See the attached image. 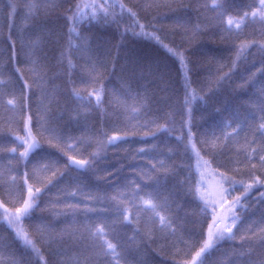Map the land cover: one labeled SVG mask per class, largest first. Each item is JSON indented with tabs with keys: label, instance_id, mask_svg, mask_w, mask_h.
I'll return each mask as SVG.
<instances>
[{
	"label": "trees",
	"instance_id": "trees-1",
	"mask_svg": "<svg viewBox=\"0 0 264 264\" xmlns=\"http://www.w3.org/2000/svg\"><path fill=\"white\" fill-rule=\"evenodd\" d=\"M10 2L21 5L16 9L11 20L8 17ZM25 2L27 0H0V79L5 81L4 84H0V202L9 210V215H14L15 208L22 205L23 199H28L27 185L24 184L25 172L34 175V166L38 165L42 177L51 176L50 172H45L41 162V157L45 153H52L61 161L66 160V157L49 146L45 138L41 141L42 149H37L40 155L32 153L29 157L31 163L25 166V163L19 159L23 145L16 137L26 135L25 126L29 117L31 122L28 126L32 127L34 134L43 116L45 120L51 122L52 127L67 136L78 139L90 138L92 145L87 147L89 153L96 150L95 140L104 138V133L113 135L115 131L127 127L130 134L126 142H119L118 147L109 145L107 151L101 153L98 166L109 170L123 166L122 175L127 176L129 181L135 180L145 192H151V182L143 180L136 171L142 168L147 173L151 168V163L139 152V149L144 147L145 143L156 145L150 155L167 158L172 156L168 148L174 145L176 137L181 132H187L186 124L182 128V123L188 120V110L185 107V75L191 83L190 90H195L197 94V99L189 105L192 108V126L197 133L195 139L198 141L203 138L220 137V147L215 151L217 154H224L220 159L232 161L230 167L235 166V161L242 158L245 136L247 135L249 141L252 140L248 127L243 126L235 139L225 141L223 136L225 132H232V128L228 127L230 122L233 127L238 121L242 123L246 115L256 111L254 106L261 99L264 75L258 71L259 53L256 51L258 44L248 49L250 54L246 53L236 68L229 71L225 66L223 73H228L229 78L219 82L216 80L217 65L210 63V60L215 57L227 65L235 58V47L242 42L260 41L261 34L264 33V22L259 15L254 17L252 9L246 7L253 2L258 5L259 0H219L226 8V13L222 17L223 28L229 29L233 34L231 38L228 32H217V26L221 24L217 14L202 7L205 2L211 6L212 0H158L161 3L186 5L177 9L175 14L186 15L193 22L199 20L210 25L191 44L182 40L183 33L179 26L171 19H164L173 15L167 8L146 11L141 5L151 3L152 0H123L128 7L137 12L140 23L145 24L146 31L150 35H133L132 29L139 31V25L128 14L124 15L119 28L112 22L85 21L82 25H78L77 31L88 38V51L83 54L73 51L70 57L71 66L67 59L62 65L59 61L61 51L67 53L68 50L70 37L66 14L75 0H57V3H62L64 7L52 12L42 21L43 26L56 35L54 40L44 45L40 53L48 66L46 73L40 74L43 76V94L41 88L32 83L37 79V75L31 73L25 64L27 59L25 52L28 49L27 47L21 49V30L28 35L36 32V29L25 20L26 10L22 6ZM245 12H248L247 16L244 15ZM154 16L163 20L155 29L148 26L149 23H154ZM229 16L233 19L231 25L228 24ZM237 22L240 24L239 28L236 27ZM125 29L129 30L122 40L121 34ZM237 33L239 39L235 38ZM9 36L11 40L8 39ZM12 41H15L17 56L15 61L8 62L12 54ZM25 42L27 44V37ZM78 42L72 39L73 45ZM168 48H172L176 53H183L186 68L181 66L179 55L169 52ZM90 60L100 62L106 68L102 80L105 88L103 104L98 110L81 108L77 119L74 118L77 101L73 96V88L79 89L82 95L87 94L86 85L81 83V79L84 76V66ZM15 67L22 69L25 79L32 85L30 89L24 88V82L20 79V74L15 72ZM129 87L133 95L147 97L146 107L139 113L125 114L118 103L123 100H127L129 104L133 103L131 96L127 94ZM87 91L91 89L88 88ZM22 92L25 97L23 100ZM8 100H13L14 105H9ZM92 101L95 104L94 96ZM166 114L168 120L173 123L170 131L157 133L159 139H155L151 134L146 136L145 132H150L146 125H150L153 120L164 123L163 117ZM256 114L259 115L258 112ZM133 127L135 134L131 132ZM13 148H17V151L13 152ZM196 149L211 163V168L202 169L205 177L202 187L204 188L213 184L214 176L220 179L219 173L224 169H217L216 164L212 163V157L205 155L207 148L197 143ZM248 151L250 152L251 149L249 148ZM167 162L174 171L167 174L165 188L161 189V198L168 196V210L161 212V215L166 217V223L169 220L173 222L171 228H165L159 216L145 212L144 209L149 207L146 204L139 205V212L129 205L131 209L129 220L132 223L128 224L125 221L123 225L113 221L111 213L108 212L85 214L84 205L91 202L85 201L83 197L77 198L82 203L76 209H68L63 205L53 207L52 201L57 199L54 195L56 189H53L52 194L43 196L40 208L30 220L22 218L14 227L9 226L4 219V208H0V264H12L14 260L21 261L31 256L30 250L25 249L22 241L17 237L18 230L40 241L36 233L37 225H49L57 232L72 233L76 229L82 230V226L86 223H95L97 218L103 221L99 226L107 225L105 238L117 245L116 254L100 256L98 264H125V262L126 264H185L186 260L190 261L191 256L194 255L191 241L199 239L201 235L200 221L203 215L198 207V205L203 206V201L188 191L189 186L200 179V173L197 172V158L194 152H190L188 156L180 153L172 156ZM160 175L165 174L160 173ZM110 179L112 178H106V180ZM106 180H98L89 174L84 183L91 188L98 187L101 190L100 195L105 191L111 195V185ZM29 183H32V180ZM258 199L259 194L254 193L244 209L236 210L240 213V219L233 228V232L237 233L236 238L220 241L210 257L212 264H228V260L237 258L234 254H238L242 250L241 246L245 244V240L241 237L250 235L248 228L252 221L259 219L261 205L257 202ZM216 212L220 214L218 206ZM207 221L208 224L212 223L211 208L208 209ZM208 224H203L204 239L207 238ZM173 228L177 229L175 237L172 235ZM62 247L67 249L70 255H75L79 251L71 235H65ZM47 248V244L41 245L46 259L49 258Z\"/></svg>",
	"mask_w": 264,
	"mask_h": 264
},
{
	"label": "snow or ice",
	"instance_id": "snow-or-ice-1",
	"mask_svg": "<svg viewBox=\"0 0 264 264\" xmlns=\"http://www.w3.org/2000/svg\"><path fill=\"white\" fill-rule=\"evenodd\" d=\"M20 6L15 2L9 3V20L14 17L16 9ZM22 6L26 10V22L36 29V32L28 35L21 30V49L23 50L25 47L28 49L25 52L27 57L25 64L31 73L37 75V79L33 80L32 83L40 87L43 94V76L40 74L46 73L48 66L40 56V53L44 45L54 40L56 35L50 30H47L43 26L42 21L47 19L52 12L62 9L64 6L62 3H57V0H27ZM184 7L186 5L167 2L161 3L158 0H152L151 3L141 5V8L146 11L167 8L173 15L171 17H165L164 19H171L179 26L183 33L182 40H186L191 44L210 25L199 20L193 22L186 15L179 16L175 14L177 9ZM202 7L217 14V18L221 19V24L217 26V32H228L229 38H231L233 34L229 29L223 28L222 23V17L226 13L225 6L219 0H212L211 6L205 2ZM246 7L252 9V15L254 17L259 15L261 21L264 22V0H259L258 5L253 2L252 4L246 5ZM125 14H128L139 25V31L132 29L133 35H150L146 31L145 24L140 23L137 12L128 7L123 0H75V3L67 9L66 20L69 25L70 39L67 53L61 51L59 63L62 65L64 60L67 59L69 66H71L70 57L73 51L81 54L88 51V38L77 31L78 25H82L85 21L88 23L92 21H96L97 23L103 21L104 23H115L119 28L120 22ZM244 15L247 16L248 12H245ZM153 21L154 23H149L148 25L153 29H155L157 24L163 22L162 19H157L155 16L153 17ZM232 23L233 19L229 16L228 24L231 25ZM236 27H240L238 22ZM128 30L125 29V32L121 34L122 40L125 38ZM33 35L35 38H33ZM151 35H155V33H151ZM26 37L27 44L25 42ZM156 38L159 40L158 37ZM222 38L224 37L222 36ZM235 38L239 39L238 33L235 34ZM8 39L11 40V36ZM72 39H76L79 42L73 45ZM257 44L256 51L259 53L258 71L264 75V33H262L259 42L255 40L242 42L239 46L235 47V58L231 59L227 65L215 57L211 58L210 63L217 65V82L229 78L228 73H223L225 66L229 68V71L236 68L238 62L248 53V49ZM168 51L173 52L174 55L178 54L181 66L183 68L187 67L183 53H176L172 48H168ZM11 53L8 62L15 61L16 59L15 41H12ZM105 70V65L98 61L90 60L84 66V76L81 79V83L86 85L85 91L87 94L82 95L79 89L73 88V96L77 101L74 118H79L81 108L98 110L102 106L103 96L105 94L102 80ZM15 72L20 74V79L24 82V88L30 89L32 85L25 79L22 69L15 67ZM4 83L5 81L0 79V84ZM125 86H127V81H125ZM88 88L91 91H87ZM190 88L191 83L187 75H185V107L188 110V120L182 123V128L186 124L187 132H181L176 137L174 145L168 148V152L172 156L179 155L180 153L188 156L190 152H194L197 158V172L200 173V179L196 180L194 184H191L188 191L194 197L198 196L203 201L202 207L198 205L200 213L203 214L200 221L201 235L199 239L191 241V248L194 250V255L191 256L190 261L186 260L185 264H212L210 257L220 241L236 238L237 233L233 232V228L240 219V213L236 210L244 209L249 204L254 193L259 194L257 201L261 205L259 219L252 221L251 226L247 230L250 235L241 237L245 240V244L241 246L242 250L238 254H234L237 258L228 260V264H264V88L261 89L259 103L254 106L256 111L246 115L242 123L238 121L235 127L230 122L228 127L232 128V132L224 133L223 139L225 141L235 139L242 131L243 126H247L252 134L251 141L248 140L247 135L245 136L242 146V158L237 159L235 166L232 167L229 166L232 163L230 159H220L224 154H217L215 151L220 147V137H215L214 139L203 138L198 141L195 139L197 133L192 126V108L189 105L197 99V94L195 90H190ZM127 94L131 96L133 100L132 104H129L127 100L118 101L125 114L129 112L139 113L146 107V96L139 94L133 95L130 87L128 88ZM93 96L95 97V104L92 101ZM24 98L22 92L21 99L23 100ZM200 99H203V97H200ZM7 103L14 105L13 100H8ZM257 112L259 113L258 116L256 114ZM163 119L165 121L164 123L153 120L150 125H146V127H149L150 132H145V135L151 134L155 139H159L157 133H168L173 123L168 120V114ZM30 122L31 117L28 118V124L25 126L26 135L16 137L21 145H23V151L19 153V159L25 163V166L27 167L31 163L29 157L32 153L40 155L37 149H42L41 141L45 138L49 146L54 148L57 153L62 154L63 157H66V160L61 161L58 156L52 153H45L41 157V162L43 163L45 172H50L51 176L44 175L42 177L38 165L34 166V175H29L25 172L24 184L27 185L28 199L22 200V205L15 208L14 215H9V210L4 208L3 203L0 202V208H4V219L7 220L10 227L18 224L22 218H28L30 220L35 211L40 208L43 196L52 194L53 189H56L54 195L57 197L55 201H52L53 207L63 205L68 209H76L82 203L77 198L83 197L85 201L91 202L84 205L86 208L85 214L87 212H108L111 213V219L113 221L120 222L123 225L125 221L128 224L132 223L129 220L131 211L129 205L136 208L137 212H139V205L146 204L149 207L144 209L145 212H151L159 216L165 228L172 227L173 222L169 220L166 223V217L161 215V212L168 210V196L161 198V189L165 188L168 180L167 174L174 171L167 162L172 159V156L160 158L150 155L157 146L147 143L139 149V152L151 163V168L147 173L142 168L136 169L143 180L151 182V192H145L144 188L136 183L135 180L129 181L127 176L122 175L123 166L113 168L112 170L108 168L101 169L98 166L101 153L106 152L109 145L118 147L119 142H126V138L130 134L127 127L115 131L113 135L104 133V138L95 140L96 150L89 153L87 152V147L92 145L90 138L78 139L67 136L52 127L51 122L45 120L43 116H41V120L38 122V127L34 134L32 127L28 126ZM131 132L135 134V127L132 128ZM213 135L215 136V134ZM197 143L203 148L208 149L205 155L212 157V163L216 164L217 169H224V171L219 173L220 180L216 187L215 198L212 200H209L205 193L201 191L205 181L202 169L211 168V163L205 160L200 151L196 149ZM254 144L256 145L255 147L252 146ZM249 148L251 149L250 152L248 151ZM12 151L16 152L17 148H13ZM160 173H164L165 175L162 176ZM228 173H231V175ZM89 174L98 180H106L107 177H111L112 179L106 180L111 185V195L107 191L103 195H100L101 190L98 187H88L84 181ZM30 180H32V183H29ZM217 206L220 208V214L216 212ZM209 208L212 209V223L210 224L207 221ZM102 223L103 221L97 218L95 223H86L82 226V230L76 229L72 233H68L67 231L57 232L49 225H37L36 233L39 235L40 241L30 238L28 233L18 230L16 235L22 241L24 248L30 250L31 256L21 261L14 260L12 264H98L100 256L107 257L108 255H115L117 247L116 244L105 238V228L107 225L99 226ZM203 224H208L206 239L203 238ZM65 235H71L74 245L79 248V251L75 255H70L67 249L62 247ZM172 235L174 237L177 236V229H172ZM180 238H183L182 230ZM42 244L48 245L47 251L49 258L47 259L45 258V253L41 250ZM239 257L246 258L240 259Z\"/></svg>",
	"mask_w": 264,
	"mask_h": 264
},
{
	"label": "rangeland",
	"instance_id": "rangeland-1",
	"mask_svg": "<svg viewBox=\"0 0 264 264\" xmlns=\"http://www.w3.org/2000/svg\"><path fill=\"white\" fill-rule=\"evenodd\" d=\"M213 178H214L213 184L208 185V186H204V188H202V190H201L205 193V195L208 197V199H214L215 198L216 187H217V184L220 180L217 176H214Z\"/></svg>",
	"mask_w": 264,
	"mask_h": 264
}]
</instances>
